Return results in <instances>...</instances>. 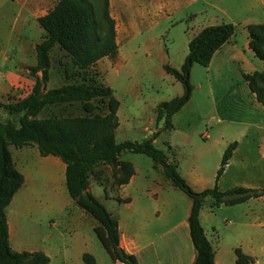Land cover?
Here are the masks:
<instances>
[{"label": "crops", "instance_id": "obj_1", "mask_svg": "<svg viewBox=\"0 0 264 264\" xmlns=\"http://www.w3.org/2000/svg\"><path fill=\"white\" fill-rule=\"evenodd\" d=\"M180 9H190V12L186 13L188 26L181 31V50H171L161 38H150L142 44L146 56L157 55L155 61L158 63V77L168 79L174 86H178L177 88L181 86L176 85L180 81L165 70V65L180 68L188 54L189 42L206 26L230 22L235 24L237 29L231 39L215 52L207 67H203L202 70L196 67L197 64L193 66L191 71L193 95L185 106L173 115L172 128L159 134V136L165 134L170 149H174L178 157H169L170 161L177 163L181 175L195 190L202 191L215 185L223 154L231 143L236 142L233 155L217 182L219 189L224 191L237 186L262 189L264 105L257 100L244 75L264 70V61L250 47V34L247 28L251 24H264V0H183L180 6H162L161 11L164 17H171ZM171 25L173 26V22ZM172 39L175 41L176 38ZM117 42L119 56L108 70L105 83L113 89L114 96L120 101L117 90L109 80L111 72L125 67L127 62L122 57L118 39ZM195 73L201 75L197 85L193 80ZM22 75L20 69L5 71L7 92L18 88ZM31 82L32 90L35 80ZM141 93L133 90L137 97ZM163 101L165 100L161 98L152 106L154 113L149 118L151 126L163 122L156 120L157 106ZM120 109L121 101L118 117ZM212 122L213 125H210ZM120 124L119 117L117 141L121 132ZM157 125L156 129L147 130L148 136L159 128ZM213 150H216L214 155ZM12 154L17 168L25 176L24 185L7 207L9 240L14 250H41L50 257L49 264L55 262L74 264L69 247L76 244L79 247L75 255L78 256L77 264H80V260L83 261L84 253L92 254L97 264H125L113 260L105 248L103 251L99 247L100 245L96 243L97 235L95 237L91 231L86 232L84 229L86 214L79 211L81 209H75L73 212L78 214L77 217L68 215L62 220V228L66 233L52 235L48 239L43 238L42 248H29L22 222L27 213L25 208L27 206L22 203V208L19 205L13 207L18 196L25 193L29 180L24 164L13 152ZM121 159L124 160L122 156ZM44 160L58 166L60 170L58 179L63 186L60 185V189L63 190L66 186V165L60 163L57 158L50 159L45 156ZM129 162L135 169L130 181L121 186L112 182L107 186L111 194H105L104 200H100L109 212L119 219L121 247L135 254L140 264H193L196 250L188 223L192 201L188 202L183 215L180 216L182 209L176 201L180 198L177 193L179 189L164 176L162 170L155 169L152 165L151 171L145 173L140 171L134 162ZM209 168H213L212 177H209ZM64 189L68 192L67 186ZM89 190L93 193L91 184ZM118 198H129L130 201L120 202ZM108 204L113 210L109 209ZM67 206L77 205L71 198ZM200 220L214 248L216 264H236L237 247L253 257L255 264H264V194L233 206L222 205L212 208L209 202L201 210ZM220 220L224 223V233L220 232L218 226ZM54 224L57 225L53 222L52 225ZM91 228L94 229V226Z\"/></svg>", "mask_w": 264, "mask_h": 264}, {"label": "trees", "instance_id": "obj_2", "mask_svg": "<svg viewBox=\"0 0 264 264\" xmlns=\"http://www.w3.org/2000/svg\"><path fill=\"white\" fill-rule=\"evenodd\" d=\"M46 37L35 45L36 64L28 66L35 82L31 92L14 102L0 100V108L9 114H20L18 123L0 121V264H49L50 257L41 250L16 251L9 240L7 207L25 183L24 174L17 168L10 147L37 146L42 156L58 157L66 165V186L75 204L96 221L95 234L113 260L125 264H140L135 254L121 247L119 219L89 190L91 176L100 178V167H111L113 183L121 186L130 181L135 173L131 162L121 159L124 152L145 154L153 161L155 169H161L172 184L192 201L188 223L196 258L193 264H216L215 251L200 220L201 210L207 203L211 207L233 206L264 194V188L252 189L242 186L220 190L217 182L225 171L237 143L225 150L213 187L195 190L181 175L176 162L155 146L160 133L172 128V117L191 99L194 85L191 71L195 64L207 67L215 52L235 34L233 23L210 25L202 29L188 45V54L180 68L165 65V70L183 86V94L158 104L157 122L163 121L152 135L142 141L116 140L119 126L120 101L113 89L98 84L96 79L84 78L80 82L66 83L48 89L52 66L51 51L59 45L80 70H89L104 57L115 58L119 52L116 20L110 12V0H102L99 19L89 0H58L46 14L38 17ZM250 47L264 61V24L248 27ZM74 76L71 74L70 78ZM252 92L264 105V70L245 74ZM100 100V111L94 101ZM82 103L85 114L76 116L39 115L51 105ZM120 202L130 199L118 198ZM236 264H255V259L235 248ZM85 264H97L96 258L84 253Z\"/></svg>", "mask_w": 264, "mask_h": 264}, {"label": "rangeland", "instance_id": "obj_3", "mask_svg": "<svg viewBox=\"0 0 264 264\" xmlns=\"http://www.w3.org/2000/svg\"><path fill=\"white\" fill-rule=\"evenodd\" d=\"M58 0H0V100L6 102H14L23 99L31 91V81L34 78L30 76L27 67L35 64L36 50L35 45L46 37V32L40 26L38 17L46 14L48 10L54 7ZM94 7L96 17L99 19L101 13L102 0H89ZM183 0H110V12L116 20L117 39L121 46L122 57L127 60L125 67L119 70H113L109 77L110 83L117 90V95L121 101V109L119 112L120 129L118 141H142L148 136V129H156V125L149 124V118L154 113L153 107L161 98L169 101L179 94H182V84L178 82L174 86L166 78L158 77V63L155 61L157 57L146 56L143 52V43L150 38H161L165 40V44L171 50L182 49L181 31L186 29L188 21L186 13L189 10H177L175 15L164 17L162 15V6H180ZM173 22V26L171 25ZM169 28V30H168ZM173 38H176L173 41ZM119 45V44H118ZM156 50V49H155ZM119 56L115 58L104 57L97 62L89 70H80L72 62L69 54L57 45L51 51L52 66L50 70V80L48 89L61 87L66 83L80 82L84 78L96 79L98 84H104L106 74L112 64H114ZM147 59H149L147 61ZM156 66V67H155ZM198 69H204L203 66L197 64ZM7 69H20L23 73L19 78L20 85L17 89H11L7 92V82L5 71ZM72 76L70 78V76ZM201 75H194V84H199ZM107 86V85H106ZM180 89V90H179ZM141 91L140 96L133 94ZM197 97L199 93L197 92ZM100 111L104 110V104L100 100L94 101ZM207 113V112H205ZM85 114L82 103H64L59 105H51L43 110L39 115L40 118L49 116H76ZM20 114H9L0 108V120L18 123ZM163 122L158 123L157 127L162 128ZM213 125V122L210 123ZM204 141L203 139H201ZM155 146L167 153L169 157L178 158L174 149H170L168 138L165 134H161ZM11 150L15 157H18L24 164L25 172L28 178V184L24 194H20L13 204V207L22 203L25 204L27 213L22 222L25 226V239L29 248H42L43 238H49L52 235H59L65 232L62 228V220L66 216H78L73 213L75 209H81L79 206H70L71 197L64 189H60L62 182L59 181L58 175L60 170L57 165L51 161H45V156L39 153L37 146L28 145L22 148L11 146ZM216 150H213V155ZM50 159L57 158L60 163L62 161L55 156H48ZM122 158L132 161L142 172L151 171L153 161L145 154L124 152ZM211 168V167H210ZM208 170L209 177L214 174L213 168ZM102 176L96 178L91 176L90 184L92 194L100 201L104 200L105 194H111L109 186L112 181L111 167H100ZM63 187V186H62ZM210 188V187H208ZM180 198L177 202L184 209L190 198L181 190H177ZM67 209L65 210V207ZM109 209L113 210L109 204ZM77 207V208H75ZM13 208V209H14ZM18 208V207H17ZM86 214L85 230L92 232L96 237L94 229L97 221L83 209ZM71 212V214H67ZM55 222L57 225H52ZM220 232L224 233V223L218 221ZM66 233V232H65ZM97 244L104 251V247L100 244L98 237ZM79 247L71 244L69 247L74 264H77ZM37 251V250H35ZM52 263V264H56ZM80 264H84L80 260ZM103 264V263H101Z\"/></svg>", "mask_w": 264, "mask_h": 264}]
</instances>
